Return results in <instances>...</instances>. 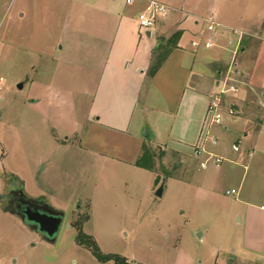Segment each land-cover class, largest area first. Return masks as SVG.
<instances>
[{"label": "rangeland", "instance_id": "rangeland-1", "mask_svg": "<svg viewBox=\"0 0 264 264\" xmlns=\"http://www.w3.org/2000/svg\"><path fill=\"white\" fill-rule=\"evenodd\" d=\"M75 1L0 0V264H113L76 244L77 226L132 264H244L242 202L264 204V0H155L188 27L215 14L247 35L237 113L210 127L216 145L205 142L220 162L201 169L202 158L151 145L143 170L91 156L80 140L112 40L119 55L159 42L139 28L141 0H115L109 16ZM120 18L118 31L102 28ZM12 193L63 213L54 240L7 210Z\"/></svg>", "mask_w": 264, "mask_h": 264}, {"label": "crops", "instance_id": "crops-1", "mask_svg": "<svg viewBox=\"0 0 264 264\" xmlns=\"http://www.w3.org/2000/svg\"><path fill=\"white\" fill-rule=\"evenodd\" d=\"M84 2L79 0L74 4L84 5ZM113 2L94 0L95 7L104 8L107 16ZM141 2L144 9L147 0ZM211 16L225 27L245 31L244 27L221 22L215 14ZM194 17L193 25L188 27L176 10L169 7L168 13L145 31L148 38L154 36L159 43L181 32L177 48L153 75L149 74L155 50L151 43L146 50H135V55L131 48L123 49L119 55L114 48L117 41L112 40L104 73L92 91V112L80 140L83 151L138 170H143L135 166L143 144L156 145L180 157H194L193 149L206 142L204 137L210 131L209 96L232 60L228 37H219L207 53L203 41L210 34L205 31L204 23H200L201 17ZM123 23L120 18L116 24L110 21L102 28L114 27L118 31ZM193 41L199 42V46L192 47ZM241 51L242 48L238 53ZM242 208L240 260L244 264H264V204L243 201Z\"/></svg>", "mask_w": 264, "mask_h": 264}, {"label": "built area", "instance_id": "built-area-1", "mask_svg": "<svg viewBox=\"0 0 264 264\" xmlns=\"http://www.w3.org/2000/svg\"><path fill=\"white\" fill-rule=\"evenodd\" d=\"M125 1L127 4H130L133 0ZM168 11L169 7L166 5L155 0H147L144 9L137 16L139 28L150 30L153 28L156 21L161 16L166 15ZM203 23L205 31L210 34V38L203 41V47L205 49L212 48L216 44L217 39L221 36L229 38V45L232 48V60L222 76L216 81L214 89L209 96L207 118L210 128L212 125H220L224 115L232 117L237 113V101L241 90L239 79L242 73L236 66L235 57L247 33L242 30L221 25L214 16L203 19ZM191 45L192 47H198L199 42L193 41ZM3 83L4 78L0 76V99L1 93L3 92ZM262 108H264V104H262ZM207 139L210 140L211 145L217 144L216 137L209 135V132L206 133L204 141ZM193 156L195 159L202 158V161L199 162L201 169L207 168L210 163L217 165L220 162V158L209 151L204 142L193 149ZM225 193L226 195H237V191L234 189L227 190Z\"/></svg>", "mask_w": 264, "mask_h": 264}, {"label": "water", "instance_id": "water-1", "mask_svg": "<svg viewBox=\"0 0 264 264\" xmlns=\"http://www.w3.org/2000/svg\"><path fill=\"white\" fill-rule=\"evenodd\" d=\"M17 89L23 88V83L17 84ZM163 185H161L156 195L161 196ZM8 211L18 216L26 225L34 228L42 237L54 240L62 222L63 213L48 209L43 203L32 201L22 193H12L7 201ZM200 236V234H198Z\"/></svg>", "mask_w": 264, "mask_h": 264}, {"label": "trees", "instance_id": "trees-1", "mask_svg": "<svg viewBox=\"0 0 264 264\" xmlns=\"http://www.w3.org/2000/svg\"><path fill=\"white\" fill-rule=\"evenodd\" d=\"M181 32L177 31L173 33L167 39H162L160 43L154 50V55L152 57V63L149 68V74L153 75L159 69L161 64L167 58V56L177 48L178 41L180 39ZM152 164V152L150 148L143 144L141 149V154L135 162V166L143 169H151ZM77 234L75 237L76 244L83 246L88 249L90 253L98 260L100 263H106L112 261L113 264H132L125 257L118 254H104L100 251L96 241L89 235H86L80 226L76 228Z\"/></svg>", "mask_w": 264, "mask_h": 264}, {"label": "flooded vegetation", "instance_id": "flooded-vegetation-1", "mask_svg": "<svg viewBox=\"0 0 264 264\" xmlns=\"http://www.w3.org/2000/svg\"><path fill=\"white\" fill-rule=\"evenodd\" d=\"M6 201H8V199Z\"/></svg>", "mask_w": 264, "mask_h": 264}]
</instances>
